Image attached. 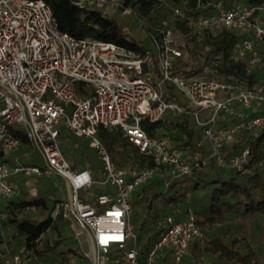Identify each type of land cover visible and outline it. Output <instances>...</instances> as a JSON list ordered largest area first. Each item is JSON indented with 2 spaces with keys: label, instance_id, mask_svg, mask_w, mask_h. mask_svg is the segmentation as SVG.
Here are the masks:
<instances>
[{
  "label": "built area",
  "instance_id": "built-area-1",
  "mask_svg": "<svg viewBox=\"0 0 264 264\" xmlns=\"http://www.w3.org/2000/svg\"><path fill=\"white\" fill-rule=\"evenodd\" d=\"M73 3L88 10L114 6L117 1ZM263 8L264 4L245 8L218 4L208 14L194 15L181 7H175L173 14L193 31H215L224 26L248 32L241 50L254 64L259 59V45L264 43V27L256 18ZM157 55V79L152 83L144 77L151 72L149 61H154L149 51L141 53L113 41L77 38L59 31L44 0H0V149L18 145L10 127L22 126L47 171L69 182L71 195L62 205L78 225L76 234L85 236L83 254L91 259L85 228L90 231L97 250L96 264H155L160 252L170 254L169 264H184L191 241L203 235L193 214L182 220L168 216L164 230L140 262L130 218L133 192L161 165L189 174L211 159L220 168L241 171L248 163L250 144L235 152L226 146L240 132L255 139L264 130V83L248 87L237 81L173 74V60L181 50L174 45L169 29L162 34ZM78 82L86 92L76 87ZM167 82L181 93L187 107L165 99ZM86 87L91 90L87 92ZM170 112L192 113L202 128L197 145H207L205 157L195 156L189 163L173 148L166 132L150 136L142 128L143 120L156 122ZM62 125L89 139L101 159L96 173L71 166L60 146ZM99 126L118 128L152 164H116L97 136ZM23 171L38 174L41 169L0 162V200L19 196L20 189L10 177ZM94 185L110 190L93 193ZM4 215L0 211V220ZM11 259L5 264L19 263L18 254Z\"/></svg>",
  "mask_w": 264,
  "mask_h": 264
},
{
  "label": "trees",
  "instance_id": "trees-1",
  "mask_svg": "<svg viewBox=\"0 0 264 264\" xmlns=\"http://www.w3.org/2000/svg\"><path fill=\"white\" fill-rule=\"evenodd\" d=\"M44 1L49 5L53 24L59 31L77 38L89 36L113 41L141 53L148 52L140 41L130 38L103 7L82 10L73 3L74 0ZM170 1L176 7L199 15L211 13L218 4L224 8H245L262 5L264 0ZM160 5L161 0H122L120 6L133 8L140 16L152 18L153 12ZM175 19L173 30L183 33L182 37L187 43L185 46H177L181 55L173 60V74L198 76L209 66L215 72L207 78L237 81L248 87L264 83V43L259 45L258 61L251 64L253 66L249 69L246 51L241 56H233L237 46L249 38L248 32L224 26L215 31H193L176 17ZM151 26L148 29H152L160 40L167 30L164 24ZM188 33H191L190 37L187 36ZM185 53L186 57L183 56ZM76 87L83 89L84 84L78 82ZM163 90L166 100H176L187 107L173 84L167 82ZM171 113L156 122L143 120L141 126L150 136H157L160 131L166 132L174 142L172 145L175 149L200 152L205 157L208 153L207 145H197L202 128L197 125L192 113ZM10 131L18 140L16 147L33 148L32 156L24 165L40 167V176H45L51 183L59 180L65 186L63 178L49 174L46 166L39 164V151L32 145L23 127L14 124ZM117 135L122 140L123 150L130 147L127 156L133 153L139 155L140 164H152L151 159L130 144L118 128L98 127L97 136L110 152L113 151ZM246 144H250V155L247 165L241 171L220 168L213 160L208 159L205 166L196 167L189 174H154L134 191L132 206L143 217L140 223L142 235L134 234L140 262L164 230L168 216L182 220L191 212L203 235L191 241L184 264H264V130L255 139L245 131L240 132L226 147L235 152ZM7 150L0 149V162L9 160ZM113 161L120 165L115 154ZM71 166L79 168L72 162ZM10 181L15 183L13 178ZM94 186L96 193L104 192L103 187ZM64 202L61 195L55 194L48 187L40 189L33 197H27L26 191L20 189L19 197L0 201V211L5 214L0 220V253H6L9 248L20 245L21 255L29 260L24 264H70L68 258L73 254L80 256L83 264H91V259L83 254L82 242H76L73 238V219L70 215L65 216L62 210ZM58 207L60 210L54 214ZM4 230L8 232L7 235H4ZM48 233L56 236L53 242H50ZM169 263L170 254L160 252L155 264Z\"/></svg>",
  "mask_w": 264,
  "mask_h": 264
},
{
  "label": "rangeland",
  "instance_id": "rangeland-1",
  "mask_svg": "<svg viewBox=\"0 0 264 264\" xmlns=\"http://www.w3.org/2000/svg\"><path fill=\"white\" fill-rule=\"evenodd\" d=\"M117 4L114 6H103V10L108 13V15L114 19L122 28L124 32L127 33V35L130 38H133L137 41H140L141 44L153 55L154 61L151 59L149 61L151 72L148 75H145L144 77L151 81L152 83L156 82V69L154 67V63L157 66L158 63V45L160 43V40L158 39L157 35L153 32L151 28V25H158L160 23H163L166 29H169L173 36H174V45L177 47L178 45L185 46L187 43V40L182 37V34L178 30H173V27L175 26L176 19L175 15L173 14V9L176 7L170 0H161V5L153 12V17H144L140 16L139 12L133 8H122L121 2L122 0H116ZM242 2V0H240ZM264 4V1L263 3ZM260 5V4H259ZM239 7V6H237ZM257 22L260 23L262 26L264 25V8L259 10L256 14ZM264 27V26H263ZM241 45L237 46L235 49L233 56H241L242 55ZM199 54V53H198ZM184 57L187 56L185 53L183 55ZM198 57L201 59L202 56ZM250 63H248L249 69L251 68ZM215 71L212 70L209 66L205 67L201 74L198 76L208 77L210 74H213ZM86 89L91 90L90 87H86ZM183 101H185L184 97H181ZM186 102V101H185ZM171 114L176 115L178 113L172 112ZM163 133V131H160L157 136H160ZM201 138V134H200ZM172 144H174L173 141H171ZM122 140L117 135L116 136V142L113 146V151H109L110 155L113 159V155L115 154L117 160L120 161V165L126 164V163H132L133 165H139L140 164V157L139 155H135L131 153L130 156H127V153L130 151V147L128 146L123 150L122 146ZM231 143V142H230ZM60 146L62 149L63 154L67 158V160L75 164V166L79 167L78 169H82L85 167H88L91 171L96 173L97 168L101 166V159L99 155L97 154L96 150L89 145V139L86 137H79L74 135L70 130L65 129L64 126H61V135H60ZM32 150L33 148H23V147H16L12 149H8L6 151V155L8 157V163L9 165H14L13 163H21L24 165V163L27 162L28 158L32 156ZM181 153V156L189 163H192L195 156H199L200 152H190L188 149L182 150L178 149ZM35 154V153H34ZM40 154V153H39ZM36 156V154L34 155ZM41 156V154H40ZM134 159V160H133ZM38 162L40 165H45V161L43 157L41 156V159H38ZM115 162V161H114ZM161 172L167 173V174H177V172L169 168H163L159 167L156 169L155 175L159 174ZM51 174V173H49ZM15 180L14 185L17 186L19 189H23L24 192L26 191L27 197H33L37 195L38 191L40 189L48 187L52 190L55 194L61 195L63 197L64 201L67 200V193L65 191L66 185L63 186V183L59 180L55 181V183L48 182L45 179V176H40L39 174H32L28 171H23L22 173L16 174L11 176ZM104 188V192L109 191L110 189L108 187L100 186ZM65 188V189H64ZM91 191L93 193H96V186H94ZM60 204V203H59ZM60 210V207H58L54 214H56L57 211ZM62 210L65 212V216H68L69 213L65 209V207H62ZM36 213V212H35ZM143 217L141 214L137 213L136 210L133 209V213L131 215V223L133 225L132 232L135 235H142L141 232V221ZM72 226L75 230V233L73 232V238L75 241L82 242L83 247L86 248V241L85 236L82 234H76L77 230V223L72 220ZM7 231L4 230V235H7ZM148 233V232H147ZM50 242L54 241V238L56 237L54 234L48 233ZM131 243V241H129ZM10 250H4L6 253H3V251L0 253L2 264H5L9 261H11V257L15 254L19 255V263L18 264H24L29 262V260H25L26 256H22L20 253L21 246L15 245ZM189 254V251H188ZM188 256V255H187ZM186 256V257H187ZM70 264H83V259L78 255H72L69 256ZM186 259V258H185ZM207 259V258H206ZM143 260V259H142ZM208 262V260H207ZM15 264V263H13Z\"/></svg>",
  "mask_w": 264,
  "mask_h": 264
},
{
  "label": "water",
  "instance_id": "water-1",
  "mask_svg": "<svg viewBox=\"0 0 264 264\" xmlns=\"http://www.w3.org/2000/svg\"><path fill=\"white\" fill-rule=\"evenodd\" d=\"M65 185H66L67 198H70V195H71L70 184L68 181H65ZM85 230L88 234L89 241H90L91 261H92V264H96V254H97L96 246L94 244L90 231L87 228H85Z\"/></svg>",
  "mask_w": 264,
  "mask_h": 264
},
{
  "label": "crops",
  "instance_id": "crops-1",
  "mask_svg": "<svg viewBox=\"0 0 264 264\" xmlns=\"http://www.w3.org/2000/svg\"><path fill=\"white\" fill-rule=\"evenodd\" d=\"M10 178H11V177H10ZM133 194H134V192H133ZM133 194H132V196H133ZM19 196H20V194H19ZM19 196H18V197H19ZM132 196H131V199H132ZM15 198H17V197H15ZM3 200H5V199H2V200H0V201H3ZM133 209H134V208H133V206H132V212H131V215H132V213H133ZM130 218H131V217H130ZM86 246H87V245H86ZM83 249H85V248H83Z\"/></svg>",
  "mask_w": 264,
  "mask_h": 264
}]
</instances>
